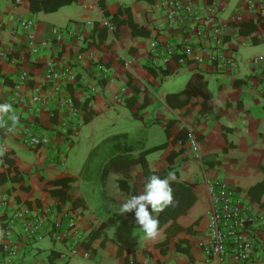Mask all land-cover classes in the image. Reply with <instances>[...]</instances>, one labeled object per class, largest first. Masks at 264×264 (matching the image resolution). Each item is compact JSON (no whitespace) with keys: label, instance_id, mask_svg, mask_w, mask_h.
I'll return each mask as SVG.
<instances>
[{"label":"crops","instance_id":"obj_1","mask_svg":"<svg viewBox=\"0 0 264 264\" xmlns=\"http://www.w3.org/2000/svg\"><path fill=\"white\" fill-rule=\"evenodd\" d=\"M209 1L194 0L196 10L203 13ZM157 2L72 0L44 11L32 10L30 0H0V52L8 48L0 53V104L12 105L4 116L12 130L0 127V250L5 243L16 246L13 255L0 253V264L7 258L10 264H56L63 243L50 234L31 240L24 228L34 217L47 227L64 209L77 216L82 232L80 252L86 255L78 257L95 264H221L208 259L201 245L210 205L208 179L235 187L256 212L252 264H264V192L250 195V188L264 179V57L243 61L239 54L246 44L264 42V21L247 0H219L206 25H222V42L211 46L185 28L167 29ZM235 13L242 15L241 22L231 20ZM21 20L32 23L23 29ZM29 34L46 44L31 52ZM185 42L194 49L183 57ZM231 54L234 66L224 62ZM240 61L249 71L243 76ZM52 62L70 67L74 80L47 79ZM22 71L26 80L19 77ZM197 71L211 94L205 110L198 97L181 93ZM12 114L15 125L8 118ZM189 131L198 141V154L187 139ZM30 135L46 142L30 146L24 141ZM166 142L165 148L145 153L146 168H169L168 173L192 185L196 199L178 218L184 229L161 244L163 228L147 239L133 212L117 213L124 200L143 191L148 180L143 164L103 170L123 148L137 158ZM66 177V194L77 198L74 206L60 199L61 185L52 182ZM255 200L262 203L259 208Z\"/></svg>","mask_w":264,"mask_h":264},{"label":"built area","instance_id":"obj_2","mask_svg":"<svg viewBox=\"0 0 264 264\" xmlns=\"http://www.w3.org/2000/svg\"><path fill=\"white\" fill-rule=\"evenodd\" d=\"M219 0H210L205 11L200 13L196 10L194 0H158L156 6L163 11L165 27L169 30L185 28L192 31L198 40L207 42L208 45L218 46L222 42V25L213 23L206 25V21L214 14L218 7ZM248 8L254 14L264 21V0H247ZM233 22H241L242 15L235 13L231 19ZM30 20H21L20 25L23 29H28L31 25ZM52 33L59 37V30L52 29ZM263 37V35H260ZM46 44L45 40L36 41L31 34L28 35L27 47L31 52L38 50L40 46ZM156 41L150 42V49H155ZM193 44L185 42L181 50L183 57L190 56L193 52ZM8 48L1 50L0 53L7 52ZM180 58L183 61L184 58ZM197 59L202 60L201 57ZM263 56H257L255 61H262ZM228 65L234 66L235 60L231 54L224 61ZM103 70H106L101 66ZM21 80H26L28 74L22 71L19 75ZM63 78L74 80L75 73L66 66L57 68L55 62L51 63V68L46 73V78ZM125 88H121L115 95L116 100H121ZM34 100L39 96H33ZM3 129L9 130L10 126L5 124ZM187 139L192 150L198 154L199 144L193 132H188ZM30 146H36L46 142V138H38L30 135L24 139ZM206 190L209 195L210 205L207 211L206 237L201 245L207 258H216L221 264L225 259L230 258V264H252L255 250L256 231L252 230L256 219V212L250 204H244L236 188L229 185L226 181L206 180ZM16 215L20 216L21 212ZM45 220L39 217L32 218L25 224L24 233L31 239H39L46 234L60 240L64 248L60 251L56 264H64L68 259L86 255L80 252L83 241L82 232L77 222V216L71 210H63L59 217L47 224ZM16 246H10L8 243L3 245L1 252L7 255L15 254ZM6 264H10L6 259Z\"/></svg>","mask_w":264,"mask_h":264},{"label":"trees","instance_id":"obj_3","mask_svg":"<svg viewBox=\"0 0 264 264\" xmlns=\"http://www.w3.org/2000/svg\"><path fill=\"white\" fill-rule=\"evenodd\" d=\"M72 0H30V8L32 10H44V11H53L57 9L59 6L70 3ZM99 4L102 5L101 1H99ZM245 81V80H242ZM234 83H239L240 81L234 80L232 81ZM181 93L186 94L187 99H190V97H198V102L202 105V110L208 109L210 107L209 100H210V92L206 87V79L204 75L200 72H194L191 74L189 79L187 80L185 87L183 90H181ZM186 99V101H187ZM188 132L186 133L187 136ZM169 136V133H168ZM167 146V142L156 147L149 148L147 150H144L139 153L137 158H132L130 155L125 154V148L122 149L121 154L113 155L108 160L107 164L105 165V168L103 170V174H105L109 169L118 170L120 168L124 169L125 171L130 169L132 164L135 162H141L144 166V177L148 179L151 175L155 174L158 175L161 178L167 177L168 169H163L160 171H150L148 168H146L145 160L143 159V156L147 151L153 150V149H159V148H165ZM8 162L11 164L12 161L8 160ZM105 176H103L104 178ZM70 180L69 177L61 178L52 181L55 185L60 184L61 185V192L63 195L59 196L62 201L70 200L71 203L75 204L77 198L72 199L69 195L66 194V188L68 186V181ZM120 187L124 188L126 191L130 190V186H126L124 180L119 181ZM170 185L172 188V193L175 201V206H171L166 208L163 212H161L158 216L160 224L159 229H162L165 231L166 237L161 242V244L167 243L168 239L171 235L176 233L179 230L184 229V226H182L178 222V218L181 217L194 203L196 199V195L192 190V185L187 182H183L178 180L177 178L174 181H170ZM134 190V188H132ZM253 191H257L260 193L264 192V179L255 184L250 188V195L253 193ZM51 194H55L56 191L50 190ZM264 202V201H263ZM262 203H260L258 200H255L254 207L259 208V206ZM61 206V205H60ZM65 210V209H64ZM186 230H189V228H185ZM94 234H91V237H93ZM127 264V262L125 263Z\"/></svg>","mask_w":264,"mask_h":264},{"label":"clouds","instance_id":"obj_4","mask_svg":"<svg viewBox=\"0 0 264 264\" xmlns=\"http://www.w3.org/2000/svg\"><path fill=\"white\" fill-rule=\"evenodd\" d=\"M12 112V105L0 104V127L6 122L4 116ZM15 125L17 117L12 114L8 117ZM12 130V129H9ZM3 155V149H0ZM176 179L174 172H169L167 177L151 175L144 185L143 191L138 195H132L124 200L117 211L119 214L134 213V222L142 229L145 238L154 239L159 234V214L166 208L175 206L170 181ZM155 213V215H153Z\"/></svg>","mask_w":264,"mask_h":264},{"label":"rangeland","instance_id":"obj_5","mask_svg":"<svg viewBox=\"0 0 264 264\" xmlns=\"http://www.w3.org/2000/svg\"><path fill=\"white\" fill-rule=\"evenodd\" d=\"M239 54L242 57L241 60H245L247 57L252 56V55H258V56H263L264 57V42H260L257 44H246L242 47L239 48ZM238 60V59H237ZM240 61V75L248 74V68L247 66L241 65ZM212 82V81H210ZM64 264H95L94 261L82 258V257H73L68 259ZM99 264V263H96Z\"/></svg>","mask_w":264,"mask_h":264}]
</instances>
